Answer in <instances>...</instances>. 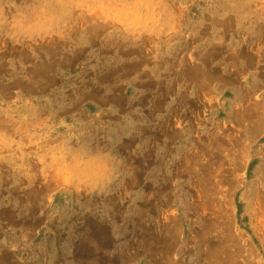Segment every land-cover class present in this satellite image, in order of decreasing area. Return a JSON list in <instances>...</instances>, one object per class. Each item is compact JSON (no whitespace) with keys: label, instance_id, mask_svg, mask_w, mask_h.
<instances>
[{"label":"rangeland","instance_id":"rangeland-1","mask_svg":"<svg viewBox=\"0 0 264 264\" xmlns=\"http://www.w3.org/2000/svg\"><path fill=\"white\" fill-rule=\"evenodd\" d=\"M0 264H264V0H0Z\"/></svg>","mask_w":264,"mask_h":264}]
</instances>
